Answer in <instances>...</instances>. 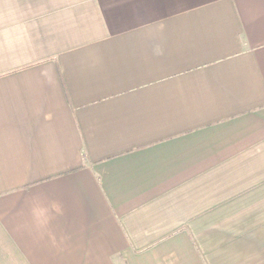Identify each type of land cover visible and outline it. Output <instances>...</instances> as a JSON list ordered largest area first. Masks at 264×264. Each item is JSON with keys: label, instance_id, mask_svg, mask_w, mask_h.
<instances>
[{"label": "crops", "instance_id": "1", "mask_svg": "<svg viewBox=\"0 0 264 264\" xmlns=\"http://www.w3.org/2000/svg\"><path fill=\"white\" fill-rule=\"evenodd\" d=\"M0 264H264V0H0Z\"/></svg>", "mask_w": 264, "mask_h": 264}]
</instances>
